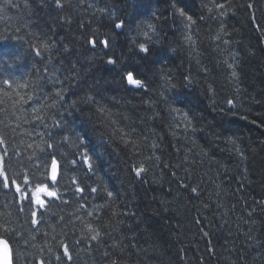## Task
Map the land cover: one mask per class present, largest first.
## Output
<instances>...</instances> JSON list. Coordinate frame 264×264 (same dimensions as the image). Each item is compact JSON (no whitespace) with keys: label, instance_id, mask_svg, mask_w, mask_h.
<instances>
[{"label":"trees","instance_id":"obj_1","mask_svg":"<svg viewBox=\"0 0 264 264\" xmlns=\"http://www.w3.org/2000/svg\"><path fill=\"white\" fill-rule=\"evenodd\" d=\"M63 3L0 0L14 264H264V0Z\"/></svg>","mask_w":264,"mask_h":264},{"label":"snow or ice","instance_id":"obj_2","mask_svg":"<svg viewBox=\"0 0 264 264\" xmlns=\"http://www.w3.org/2000/svg\"><path fill=\"white\" fill-rule=\"evenodd\" d=\"M54 3H55V6L60 9V8H63L64 7V3H63V0H54ZM175 7V5H173ZM221 7H223L221 5ZM101 11H105V10H101ZM179 13L181 16H184L185 13H184V10L183 9H179ZM110 16H114L115 14L114 13H109ZM188 20H191L192 17L191 16H188L187 17ZM126 25H125V21L122 20V19H117L116 22H115V28L117 29H123L125 28ZM145 35L147 36V33H145ZM91 43L93 44V46H95L96 44V41L93 40L91 41ZM105 47L108 46V41L105 40L103 41ZM139 48H140V51L145 53L146 55L149 53V49L145 46V44L141 43L139 44ZM36 55L39 56L40 55V51L39 50H36ZM20 59L19 56H16L15 59H10L8 54L3 51L2 49H0V71H3L4 70V67L5 65H7L8 67H11L12 64L18 62ZM108 64H115L116 61L109 58L108 61H107ZM73 69L75 68V65L72 66ZM233 75H235V72H233ZM125 79L127 80L128 84L130 85H133L135 87H138V88H144L146 87V85L144 84V82L139 79V78H136L135 77V74H134V71H128L125 75ZM3 84L7 87H12L13 84L15 83L10 77L9 78H4L3 79ZM17 87H27V84H17L16 85ZM61 93H57V95H60ZM89 99H91V97H89ZM56 127H59V125H56ZM2 142V141H0ZM48 147L51 148L53 147L52 144H48ZM52 166H53V169H52V174H51V180L53 182H55L57 180V174H56V160L55 158L53 157L52 159ZM5 168H4V165H3V160L2 158H0V177H3V184H4V187L5 188H8L9 187V178L5 175ZM145 168L143 166L135 169V173H136V176L139 177L141 175V173L145 172ZM24 183L25 184H28L29 183V180L27 179V177L24 179ZM11 184L15 185L16 184V181L15 180H12L11 181ZM16 192L17 193H22V190L21 188L17 185L16 186ZM78 191H82L81 189H77ZM93 191H95V189H93ZM193 192L196 191V189H192ZM40 192H44L46 195L48 196H55V192H52V191H48V188L47 186H43V187H37L36 188V203L39 204L41 207H43L44 205V201L40 199L38 193ZM109 195H111V193H109ZM33 215L35 216V213H33ZM34 223L36 221H33ZM99 236V232L96 233V235H93L91 237L92 240H96L97 237ZM65 255H67V248H65ZM0 264H12V259H11V249H10V245H9V242L3 238H0ZM112 264H116V261H113Z\"/></svg>","mask_w":264,"mask_h":264},{"label":"water","instance_id":"obj_3","mask_svg":"<svg viewBox=\"0 0 264 264\" xmlns=\"http://www.w3.org/2000/svg\"><path fill=\"white\" fill-rule=\"evenodd\" d=\"M132 87H135V86H133V85H131ZM52 169H53V166L51 167V169H50V177H51V174H52ZM56 174H57V178H58V174H59V169H58V165H57V163H56ZM11 259H12V256H11ZM12 264H13V262H12Z\"/></svg>","mask_w":264,"mask_h":264},{"label":"bare ground","instance_id":"obj_4","mask_svg":"<svg viewBox=\"0 0 264 264\" xmlns=\"http://www.w3.org/2000/svg\"><path fill=\"white\" fill-rule=\"evenodd\" d=\"M58 165V164H57ZM58 169H59V166H58Z\"/></svg>","mask_w":264,"mask_h":264}]
</instances>
